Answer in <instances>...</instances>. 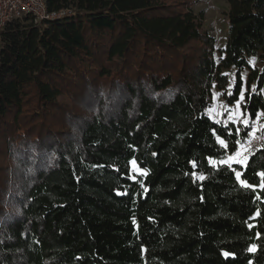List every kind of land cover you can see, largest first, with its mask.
<instances>
[{"label":"trees","instance_id":"16d2710c","mask_svg":"<svg viewBox=\"0 0 264 264\" xmlns=\"http://www.w3.org/2000/svg\"><path fill=\"white\" fill-rule=\"evenodd\" d=\"M225 1L218 50L193 0H44L70 15L0 31L18 177L0 187V264H264V149L224 162L264 114V0ZM215 91L243 99L245 125L207 115Z\"/></svg>","mask_w":264,"mask_h":264},{"label":"rangeland","instance_id":"374dc122","mask_svg":"<svg viewBox=\"0 0 264 264\" xmlns=\"http://www.w3.org/2000/svg\"><path fill=\"white\" fill-rule=\"evenodd\" d=\"M193 11L195 13L202 12L204 15L202 20V28L205 29L211 37L215 39V48L223 49L227 45V35H228V23H227V9L228 6L225 0H193ZM216 57V54L214 55ZM248 65L250 68L258 69L260 67V61L257 58H249ZM229 85H231L235 80V71L229 69L225 72ZM247 71L244 70L242 73V82H243V90L244 93L247 90H250L245 85ZM240 102L232 105L226 106L224 100L220 97V95L215 91L214 93V102L213 106L208 110L207 115L210 118L214 119V121H219L224 114L228 115L227 121H234L235 123H239L241 125H245L246 118L241 114L240 104L242 103L243 99L240 98ZM82 106L76 107L75 110L79 112ZM253 131L249 134V139L255 138V135H262L260 140L255 141L256 143L254 146L249 148H241L238 153L232 155V157H228L224 162L231 166L233 164L244 165L247 155L251 152V150L259 149L258 147L264 146V114H260L259 117L253 123ZM258 133V134H256ZM257 146V147H256ZM0 150V187L8 188V190H12L11 187H7L3 185L4 181H6L7 177L11 176V180H17L18 177L15 176V173L12 170L13 161L5 155V152H1ZM13 162V163H12ZM15 164V163H14ZM16 165V164H15ZM132 172L136 175H141V172L137 170L135 165L132 164ZM6 195V193H5ZM4 195V196H5ZM7 201H11L12 198H7Z\"/></svg>","mask_w":264,"mask_h":264},{"label":"built area","instance_id":"2783aa9c","mask_svg":"<svg viewBox=\"0 0 264 264\" xmlns=\"http://www.w3.org/2000/svg\"><path fill=\"white\" fill-rule=\"evenodd\" d=\"M67 15H70V12L66 10L59 11L56 14L49 13L44 0H0V31L8 23L14 22V20H22L29 17L34 25H41L43 22L56 21ZM261 136L255 135V138L247 140L243 149H250L256 143L255 141L260 140ZM258 148L264 149V146Z\"/></svg>","mask_w":264,"mask_h":264}]
</instances>
